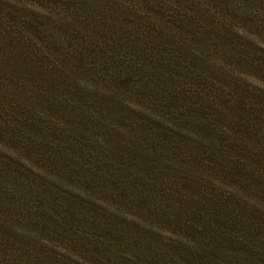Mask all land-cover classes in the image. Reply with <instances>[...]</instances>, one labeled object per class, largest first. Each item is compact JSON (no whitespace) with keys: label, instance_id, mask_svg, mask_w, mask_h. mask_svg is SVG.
<instances>
[{"label":"rangeland","instance_id":"rangeland-1","mask_svg":"<svg viewBox=\"0 0 264 264\" xmlns=\"http://www.w3.org/2000/svg\"><path fill=\"white\" fill-rule=\"evenodd\" d=\"M0 4V264H264V0Z\"/></svg>","mask_w":264,"mask_h":264},{"label":"trees","instance_id":"trees-1","mask_svg":"<svg viewBox=\"0 0 264 264\" xmlns=\"http://www.w3.org/2000/svg\"><path fill=\"white\" fill-rule=\"evenodd\" d=\"M5 11H3L2 13V6L0 4V67H1V64L4 63V60H5V48H6V44L8 42V33H9V30H8V24H5ZM0 90H1V87H0ZM253 96H252V93H250L248 99H252ZM254 100H257L260 102V100L258 99V97L255 95L254 96ZM259 104H255L256 107H258ZM238 108L240 110H246L248 108L249 110V104L246 103V101L244 100H241L238 102ZM262 108H257L255 110H253V113L254 115H256L258 112L257 111H261ZM249 116H253L251 113L249 114ZM219 174H221V171L217 172Z\"/></svg>","mask_w":264,"mask_h":264}]
</instances>
